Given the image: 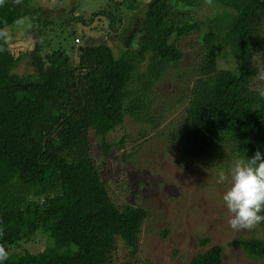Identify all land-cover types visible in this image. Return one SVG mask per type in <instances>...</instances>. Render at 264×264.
Returning a JSON list of instances; mask_svg holds the SVG:
<instances>
[{
  "label": "trees",
  "instance_id": "obj_1",
  "mask_svg": "<svg viewBox=\"0 0 264 264\" xmlns=\"http://www.w3.org/2000/svg\"><path fill=\"white\" fill-rule=\"evenodd\" d=\"M207 5L150 0L131 22L118 57L108 45L117 38L116 20L108 37L75 54L58 47L44 52L41 27L53 22L41 19L54 12H35L21 2L0 5V29L31 16L37 37L28 74L20 72L24 53L16 55L0 40L6 49L0 52V245L9 252L3 264H120L118 243L137 252L148 211L113 201L92 148L93 138L103 162L124 149L128 134L112 142L108 136L126 118L144 137L142 125L156 132L182 107L170 138L181 150L180 166L195 159L230 166L257 150L264 154V98L254 91L264 72V0H213L212 15L201 16ZM192 36L197 40L188 56L183 42ZM139 38L138 48L130 49ZM177 74L174 102L159 111L156 87L166 79L173 83ZM36 244L42 247L31 249ZM232 245L264 261V224ZM224 254L216 245L189 264H223Z\"/></svg>",
  "mask_w": 264,
  "mask_h": 264
},
{
  "label": "rangeland",
  "instance_id": "obj_2",
  "mask_svg": "<svg viewBox=\"0 0 264 264\" xmlns=\"http://www.w3.org/2000/svg\"><path fill=\"white\" fill-rule=\"evenodd\" d=\"M149 1L21 0V4L35 12H54L51 17L43 14L41 19L43 23L47 19L53 22V25L41 27L42 34L39 37L42 47H45L44 52L58 47L75 54L78 52L76 49L80 51L84 44L96 42L103 36L108 37L106 32L116 29L112 26L116 20L119 31L114 35L117 38L116 41L108 39V45L118 57L125 51L127 40L131 37V22H135ZM14 2L16 0H4L0 5ZM212 11L213 7L207 5L200 15L211 16ZM122 23L126 28L124 31L120 30ZM6 29L10 37L9 44L16 55L24 53L20 72L31 73L33 66L27 56L36 46V33H32L34 20L26 16ZM75 37H79L83 45H75ZM140 39L129 48L136 50ZM196 40V36L184 40L186 55L191 56L193 51L188 45H194ZM220 67H227L226 62L220 63ZM173 76V83L166 79L156 87V91L160 92L157 96L163 99L158 100L156 105L159 111L164 109L165 103L174 102L176 93L173 85H178L179 76ZM262 76L263 71L257 77V86L264 85ZM181 113L182 107H178L167 120L161 122L156 132H152L148 124L142 125L148 129L144 137L138 135L140 127L126 118L124 125L108 136L112 142L128 134L126 146L116 149L112 158L105 162L99 154L98 141L92 138L93 154L113 201L120 206L130 204L148 211L137 252L132 253L125 245L118 243L115 261L120 264H189L196 254L220 245L225 249L223 264H264V261L247 258L242 250L232 245L237 238H249L256 229L234 231L228 223L232 214L227 210L223 195L231 186L230 173L235 163L230 166H211L195 159L181 166L177 164L181 150L170 142V138L174 132L172 125L177 127ZM221 170L228 177L222 182L219 180ZM168 231L170 234L165 236ZM204 238H210L211 243L202 246L201 240ZM40 243L44 246L45 242ZM42 245L30 247L40 249Z\"/></svg>",
  "mask_w": 264,
  "mask_h": 264
},
{
  "label": "clouds",
  "instance_id": "obj_3",
  "mask_svg": "<svg viewBox=\"0 0 264 264\" xmlns=\"http://www.w3.org/2000/svg\"><path fill=\"white\" fill-rule=\"evenodd\" d=\"M20 3L21 0H16ZM4 0H0L3 4ZM212 5L213 0H206ZM0 40L8 44L10 37L7 29H0ZM77 40V39H76ZM76 42V41H75ZM78 43L76 42L75 45ZM0 47V52L5 51ZM264 80V76L261 77ZM254 91L264 98V85H258ZM231 186L223 195V201L227 210L231 213L228 223L234 231L252 230L264 224V154L257 150L247 160H237L231 169ZM228 177L224 171L219 172V180L222 182ZM9 258L8 250L0 245V264Z\"/></svg>",
  "mask_w": 264,
  "mask_h": 264
},
{
  "label": "built area",
  "instance_id": "obj_4",
  "mask_svg": "<svg viewBox=\"0 0 264 264\" xmlns=\"http://www.w3.org/2000/svg\"><path fill=\"white\" fill-rule=\"evenodd\" d=\"M76 42H77V43H79V42H80V40H78V39H77V40H76Z\"/></svg>",
  "mask_w": 264,
  "mask_h": 264
},
{
  "label": "flooded vegetation",
  "instance_id": "obj_5",
  "mask_svg": "<svg viewBox=\"0 0 264 264\" xmlns=\"http://www.w3.org/2000/svg\"><path fill=\"white\" fill-rule=\"evenodd\" d=\"M76 51H78V50L76 49Z\"/></svg>",
  "mask_w": 264,
  "mask_h": 264
},
{
  "label": "water",
  "instance_id": "obj_6",
  "mask_svg": "<svg viewBox=\"0 0 264 264\" xmlns=\"http://www.w3.org/2000/svg\"><path fill=\"white\" fill-rule=\"evenodd\" d=\"M82 48V47H81Z\"/></svg>",
  "mask_w": 264,
  "mask_h": 264
}]
</instances>
